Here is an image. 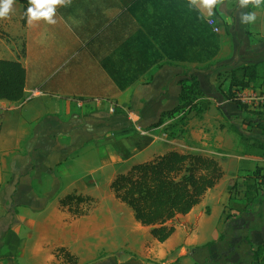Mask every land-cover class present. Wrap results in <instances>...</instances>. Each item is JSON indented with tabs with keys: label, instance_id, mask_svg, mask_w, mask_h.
Instances as JSON below:
<instances>
[{
	"label": "crops",
	"instance_id": "obj_1",
	"mask_svg": "<svg viewBox=\"0 0 264 264\" xmlns=\"http://www.w3.org/2000/svg\"><path fill=\"white\" fill-rule=\"evenodd\" d=\"M190 3L65 0L49 24L28 23L29 0H13L9 15L0 18V59L20 61L26 84L23 100H0V264H69L56 258L59 248L77 264H129L130 253L133 264H202L215 259L203 247L224 235L223 227L264 243V203L247 211L244 205L228 223L222 203L230 196L212 202L208 212L201 206L222 183L264 167L260 150L246 153L240 138L239 149L235 144L229 151L224 137L233 139L235 125H218L224 116L242 113L226 98L240 67L256 65L258 77L237 91L239 99L258 110L254 105L264 96V4L255 7L250 0L241 8L239 0H217L213 15L205 17ZM241 12H255V22L242 24ZM191 73L212 105L190 121L180 145L161 130L169 121L153 125L179 105L181 81ZM169 151L212 154L224 175L199 205L177 218L180 224L166 242L156 241L129 211L122 222L111 218L128 231L125 251L95 256L91 244L104 245L108 214L100 216L97 207L78 217L60 200L71 194L98 199L119 174Z\"/></svg>",
	"mask_w": 264,
	"mask_h": 264
},
{
	"label": "trees",
	"instance_id": "obj_2",
	"mask_svg": "<svg viewBox=\"0 0 264 264\" xmlns=\"http://www.w3.org/2000/svg\"><path fill=\"white\" fill-rule=\"evenodd\" d=\"M257 77L256 65L240 67L233 73L226 98L238 105L242 111L241 115L264 117V109L251 110L237 96L238 90L249 87ZM25 84L26 70L20 61L0 59V100L9 102L23 100ZM181 85L179 105L162 114L159 122L153 127L162 126L173 118L196 109L201 118L210 109L212 102L201 91L198 78L193 73L187 74ZM115 110L117 112V109ZM2 117L0 114V134ZM256 127L264 129V124L258 122ZM234 131L241 137L240 139H259L245 136L236 127ZM258 147L263 150L264 144ZM223 175L224 171L214 157L198 152L169 151L153 160L134 165L127 173L119 174L113 180L111 189L115 198L132 210L136 221L144 227H149L156 241L164 243L175 233L178 227L177 218L189 214L199 205L207 192L217 186ZM251 178L254 182L246 186L245 211L264 197V167H257ZM92 202L91 197L71 194L62 198L60 205L68 208L73 215L81 217L88 215L81 208L82 205ZM231 219L232 217L228 216L224 222L228 223ZM223 237L224 235H221L220 238ZM211 245L213 242L205 246ZM263 249L264 243L259 245L256 255ZM56 257L63 258L69 264L78 263V259L65 248H59Z\"/></svg>",
	"mask_w": 264,
	"mask_h": 264
},
{
	"label": "rangeland",
	"instance_id": "obj_3",
	"mask_svg": "<svg viewBox=\"0 0 264 264\" xmlns=\"http://www.w3.org/2000/svg\"><path fill=\"white\" fill-rule=\"evenodd\" d=\"M190 71V70H188ZM259 102V101H258ZM257 106V103L256 105ZM193 118H199L197 109L193 110L192 112H189L183 116H179L176 118H173L170 120L165 126L161 127L162 132L167 135L168 138L179 142V144H184L185 141L181 140V136L186 133L187 127L190 124V121ZM224 121H220L218 123L221 124L223 127H225L228 124H231V122L235 125L234 127L238 128L245 136L250 137H259L257 140H245L247 144V148L245 149L247 152H254V154H257V151L260 150L258 154L261 155L262 158H264V149H259L258 145L264 144V129L256 127L258 122H262L264 124V117L263 116H249V115H240L239 117H232L230 118L225 117ZM224 122V123H223ZM232 133V138L226 136L224 137V142L227 143L229 146L227 149L230 151H234L233 145L236 144V149H239L238 146V139L241 138L236 132L230 130ZM236 133V134H235ZM173 136V137H172ZM233 140V141H232ZM188 143V142H187ZM233 143V144H232ZM190 145V142L188 143ZM249 146H253V148H256L255 150H251L252 148ZM231 147V148H230ZM258 147V148H257ZM230 148V149H229ZM214 149V148H212ZM191 153L190 151H187ZM200 153V152H198ZM202 154V152H201ZM205 156H212L213 155L209 153H203ZM243 177V178H242ZM253 179L250 175H244L243 173L239 175V178L229 180L228 182L222 183V185L219 186L220 192H216L215 194L209 193L207 197H205L204 201L202 202L201 206H206L204 208L205 211H209L212 204L223 196H230L228 200H226L225 203H222V206H225L223 211V219L226 220V217H236L237 215H240L242 213L241 208L245 205V193L246 189L243 188L251 183H253ZM222 197V198H223ZM213 202V203H212ZM264 203V197H262L259 202L255 204V206H262ZM97 207L101 208L100 213H98L100 216L103 215V212L105 211L108 215V219H110V223L108 221V224L106 226L107 231L105 238L104 245L103 242L101 245L99 243L93 242L91 244V251L93 250V253L95 256H99V258L103 257L104 255H109V252H112L116 248H118L119 252L118 254H122L123 251V245L128 241L127 233L128 231L125 229L119 228L115 222L119 223L123 220H126L127 213L129 211L132 212V210L126 206L125 204H122L120 201H118L112 190L106 191L104 194H101V196L98 199H93V202L90 204H84L82 205L83 211L87 212L88 214L96 209ZM261 211V210H260ZM260 211L257 209L254 211V218L258 219ZM104 212V213H105ZM111 218H114L115 222H111ZM133 218V217H132ZM134 219V218H133ZM180 222L178 223V225ZM121 226V225H120ZM117 227V229H116ZM222 234H224L223 238H218L214 240L213 245L211 246H205L203 248H206L210 255H214L216 253V256H214L215 259H212L209 255L207 262H202V264H230L228 263L233 262V264H264V249L263 251L257 253L259 244L252 239H250L247 235L246 238H242L239 236V233L237 231H230L229 229H225L223 227ZM128 244L127 246H129ZM112 250V251H110ZM102 251V252H101ZM103 251L106 252L103 254ZM56 255V253H55ZM115 256H118L115 254ZM132 257V253L127 255V261L126 263L133 264L132 261H135L136 259H129ZM57 258V257H56ZM88 259H91V256L88 257ZM59 260V259H58ZM94 259H91L90 261H93ZM109 260H114V258H110ZM138 261V259H137ZM145 260L141 262V264H162L154 262L150 259ZM63 264V263H60ZM125 264V263H122ZM135 264H138L135 263ZM190 264H194L193 261ZM232 264V263H231Z\"/></svg>",
	"mask_w": 264,
	"mask_h": 264
},
{
	"label": "clouds",
	"instance_id": "obj_4",
	"mask_svg": "<svg viewBox=\"0 0 264 264\" xmlns=\"http://www.w3.org/2000/svg\"><path fill=\"white\" fill-rule=\"evenodd\" d=\"M250 0H239V7L246 8ZM255 7H259L264 4V0H251ZM65 3V0H29V5L26 8L25 16L28 23L44 19L49 24H54V13L56 11V5ZM217 0H192L190 7L195 5L200 12L204 13L205 17H211L213 15L214 7ZM13 0H0V18L7 17L12 10ZM241 23L251 24L256 20L255 12H241Z\"/></svg>",
	"mask_w": 264,
	"mask_h": 264
},
{
	"label": "built area",
	"instance_id": "obj_5",
	"mask_svg": "<svg viewBox=\"0 0 264 264\" xmlns=\"http://www.w3.org/2000/svg\"><path fill=\"white\" fill-rule=\"evenodd\" d=\"M210 24L214 26V25H215V22H214L213 20H211V21H210ZM215 30L218 31L217 28H216ZM39 93H40L39 90H36L35 93H34L33 95L27 97V98L25 99V101H30V100L33 98L34 95H38ZM257 109H258V110H263V109H264V96H262V97L259 99V102H258V104H257ZM111 112H112V113H115V109L112 108V109H111Z\"/></svg>",
	"mask_w": 264,
	"mask_h": 264
}]
</instances>
